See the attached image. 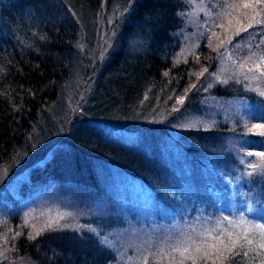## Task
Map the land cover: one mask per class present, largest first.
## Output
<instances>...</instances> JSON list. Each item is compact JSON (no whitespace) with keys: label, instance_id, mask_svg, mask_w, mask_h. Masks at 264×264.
<instances>
[{"label":"trees","instance_id":"1","mask_svg":"<svg viewBox=\"0 0 264 264\" xmlns=\"http://www.w3.org/2000/svg\"><path fill=\"white\" fill-rule=\"evenodd\" d=\"M199 1L191 25L192 0H0V264H112L90 223L18 207L55 183L112 210L98 170L135 179L170 218L221 220L232 190L264 204V5ZM250 237L198 263L264 264Z\"/></svg>","mask_w":264,"mask_h":264},{"label":"rangeland","instance_id":"2","mask_svg":"<svg viewBox=\"0 0 264 264\" xmlns=\"http://www.w3.org/2000/svg\"><path fill=\"white\" fill-rule=\"evenodd\" d=\"M199 2L192 0L193 10L188 15L191 25L195 23V11ZM262 59L264 65V58ZM222 62L229 66L224 60ZM237 70L246 72L245 68ZM96 176L104 192L118 196L111 200L115 202L112 210V203L107 198L89 199L66 185L57 186L53 183L50 188L28 195L20 202L18 207L23 213V219H42L51 225L74 228L81 227L82 220L86 224L90 223L92 228L102 231V242L115 254L112 264H139L137 262L149 255L176 264H193V260L195 264H199L201 256L207 258L208 262L212 259L215 262L223 258L221 252L223 253L224 248L221 247L224 245L219 242L212 244L211 241L217 240V237H228L229 232L234 237H239V234L251 235L250 238L258 241L264 248V232L260 229L264 224V204L257 206L259 204L245 201L243 194L234 199V190L227 192L224 198H219L229 208V216L221 213L224 218L220 216V220L216 215L195 214L191 218L178 219L170 218L171 209L151 205L149 192L135 179L115 171L98 170ZM15 180L16 178L9 183L11 189ZM163 209L165 216L155 214L158 211L163 213ZM108 214L112 215L108 217ZM98 222H116L113 225L116 227L111 224L112 227L109 226L107 231L105 228L98 229ZM212 245L221 248V251L212 248ZM197 248L200 249L199 252L196 251ZM2 252L3 248H0V259L3 257Z\"/></svg>","mask_w":264,"mask_h":264},{"label":"snow or ice","instance_id":"3","mask_svg":"<svg viewBox=\"0 0 264 264\" xmlns=\"http://www.w3.org/2000/svg\"><path fill=\"white\" fill-rule=\"evenodd\" d=\"M258 4L259 5H264V0H250V2L243 3L242 5H240V7L244 8V9H249V8H255L256 5H258ZM261 10H264V8H262ZM229 23H231V21H229ZM249 27H251V25H249ZM244 30L246 31L247 29H244ZM237 34H239V33H237ZM259 67H260V65L258 64L257 65V69H259ZM260 74L262 76H264V72H261ZM261 95H264V92H261ZM182 102H183L182 100H178L177 101V103H182ZM254 127L255 128L264 129V125H261V124L254 125ZM248 155H252V153H248ZM257 155H264V154L257 153ZM249 175H251V173H249ZM48 226L51 227V224H49ZM256 227H259V225H257ZM37 235H39V233H37ZM228 237L231 240V244L230 245H225L224 241L222 239H220L219 237H217V240H218L220 245H224V250L227 251L231 255V254H233V250L235 249V245H236L237 241L231 239L232 238V233L231 232L228 233ZM30 238L34 239L35 237L33 236V237H30ZM247 242L249 244L252 243L251 240H248ZM211 247L216 249L217 251H221L220 249L217 248L216 245H212ZM184 251L187 252V249H185ZM196 251L199 252L200 249L197 248ZM221 254H222V252H221ZM181 255H183V253H181ZM193 264H195V260H193Z\"/></svg>","mask_w":264,"mask_h":264}]
</instances>
